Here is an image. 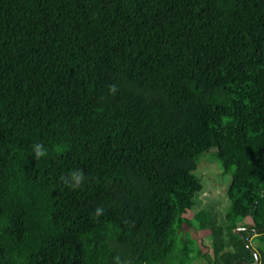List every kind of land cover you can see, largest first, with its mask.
Segmentation results:
<instances>
[{"label":"trees","instance_id":"obj_1","mask_svg":"<svg viewBox=\"0 0 264 264\" xmlns=\"http://www.w3.org/2000/svg\"><path fill=\"white\" fill-rule=\"evenodd\" d=\"M237 227L264 264V0H0V264L252 263Z\"/></svg>","mask_w":264,"mask_h":264},{"label":"rangeland","instance_id":"obj_2","mask_svg":"<svg viewBox=\"0 0 264 264\" xmlns=\"http://www.w3.org/2000/svg\"><path fill=\"white\" fill-rule=\"evenodd\" d=\"M213 151L211 150L209 154L213 153ZM195 173L202 179L203 189L195 200L196 204L193 211L195 212L199 209L211 210L212 213L218 215L219 222L224 221V215L230 209V201L226 195L229 177L222 173L219 161L207 154L203 155L199 160ZM187 233L191 238H197L195 229H188ZM208 241L209 239L206 238L205 243L208 244ZM251 245L254 246L253 241H251ZM192 250H195L194 247ZM213 258L204 259L203 257H197L196 259H191L187 264H214ZM170 260L172 264H179L181 260L185 263L186 258H184L180 250H175Z\"/></svg>","mask_w":264,"mask_h":264},{"label":"clouds","instance_id":"obj_3","mask_svg":"<svg viewBox=\"0 0 264 264\" xmlns=\"http://www.w3.org/2000/svg\"><path fill=\"white\" fill-rule=\"evenodd\" d=\"M117 91V85L111 84L108 86L107 94L113 95ZM31 153L34 158H41L45 157L48 154V149L40 142H36L31 145ZM86 177L84 176V173L81 169H73L70 170L67 175L61 177L62 183L69 187L70 189H77L81 186V184L85 181ZM103 211L102 208L97 207L95 209V212L97 215H99ZM114 264H124V262L121 261L120 257L116 256L113 257Z\"/></svg>","mask_w":264,"mask_h":264},{"label":"water","instance_id":"obj_4","mask_svg":"<svg viewBox=\"0 0 264 264\" xmlns=\"http://www.w3.org/2000/svg\"><path fill=\"white\" fill-rule=\"evenodd\" d=\"M247 230V228L244 227H237L234 229L235 234L239 235L240 238L243 240V242L246 244L247 248L250 249V251L252 252V254L254 255V262L253 263H244V264H258V256L255 253V251L248 245L244 235L241 233V231ZM236 262H234L233 264H235Z\"/></svg>","mask_w":264,"mask_h":264},{"label":"crops","instance_id":"obj_5","mask_svg":"<svg viewBox=\"0 0 264 264\" xmlns=\"http://www.w3.org/2000/svg\"><path fill=\"white\" fill-rule=\"evenodd\" d=\"M234 262H236V261H234ZM234 262H233V263H234ZM245 263H246V262H245ZM252 263H253V262H252ZM235 264H236V263H235Z\"/></svg>","mask_w":264,"mask_h":264},{"label":"flooded vegetation","instance_id":"obj_6","mask_svg":"<svg viewBox=\"0 0 264 264\" xmlns=\"http://www.w3.org/2000/svg\"><path fill=\"white\" fill-rule=\"evenodd\" d=\"M245 228V227H244ZM252 248V247H251Z\"/></svg>","mask_w":264,"mask_h":264}]
</instances>
